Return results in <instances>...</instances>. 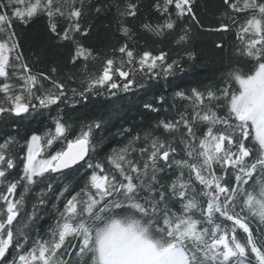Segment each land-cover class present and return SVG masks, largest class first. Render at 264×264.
Returning a JSON list of instances; mask_svg holds the SVG:
<instances>
[{"label": "snow or ice", "instance_id": "snow-or-ice-1", "mask_svg": "<svg viewBox=\"0 0 264 264\" xmlns=\"http://www.w3.org/2000/svg\"><path fill=\"white\" fill-rule=\"evenodd\" d=\"M92 7L115 8L125 40L110 52L76 39L89 35L81 21ZM153 9L143 32L175 33L173 48L192 61L195 24L230 37L237 62L218 85L175 91L187 102L182 111L98 158L104 116L75 129L59 106L170 84L185 71V55L137 47L127 24L139 14L137 0H0V122L16 125L0 140V264H264V0H221L218 22L207 26L196 0H155ZM39 17L74 45L75 72H36L26 62L15 24ZM215 47L224 51V40ZM37 115L50 123L26 131ZM52 197L55 218L46 235H33Z\"/></svg>", "mask_w": 264, "mask_h": 264}, {"label": "trees", "instance_id": "trees-1", "mask_svg": "<svg viewBox=\"0 0 264 264\" xmlns=\"http://www.w3.org/2000/svg\"><path fill=\"white\" fill-rule=\"evenodd\" d=\"M87 2L89 5L99 6L100 4H112L114 0H87ZM119 2L122 3L123 0H119ZM137 2L140 8L139 14L136 18L127 20L128 26L135 33L134 39L137 42V47L150 49L154 53L164 49L169 51L171 56H175L177 53L185 55L182 49L173 48L172 40L175 33L164 39H159L141 30L140 25L143 22L154 21L156 18L153 9L155 0H137ZM220 11H222L221 0H196V13L206 26L218 22L217 17ZM81 22L85 27L90 26L91 30L87 37L77 34L76 39L94 53L110 52L113 47L119 46L125 40L119 31L114 7L110 10L106 9L100 14H97L95 8L92 7L90 10H86ZM66 23L64 20L59 21L60 31L66 27ZM192 30V40L187 47L194 54L195 59L190 61L185 55V71L170 78V84L165 81L153 82V87L147 91L135 89V95L129 92L119 93L118 97L90 96L87 101L59 106L62 114L71 118L75 129L79 128L81 121L91 120L100 115L104 116L106 121L105 130L102 133L104 139L98 149V158H103L111 148L116 147L119 143L127 142L130 136H135L137 133L143 136V131L153 128L159 119L166 116L171 118L178 111H182L187 102L174 97L175 91L190 90L193 87L203 91L209 85H218L226 70L237 62L238 58L232 54L230 37L225 38L223 34L202 31L195 24L192 25ZM15 31L26 62L33 68V71L48 73L53 66L57 68L58 74L61 76L76 71L69 62L74 45L71 41H60L54 37L48 31L46 18H36L27 26L16 23ZM221 39L224 40V51L215 47V42ZM76 74L79 75L78 72ZM160 96H164L163 102L160 101ZM145 103L152 104L157 111L145 109ZM51 114L53 116L57 114L56 106L51 109ZM45 123H50L48 117L37 115L31 121L25 122V130H42ZM15 127L16 125L11 121L0 122V140L5 138L6 133L15 134ZM124 129H127L128 132L125 133ZM20 139L22 144L23 138ZM20 151V146H16L15 152L20 153ZM18 171L19 168L16 169V172ZM55 187L58 192L61 184H57ZM33 199L31 196L27 198L26 208L29 212L32 209ZM53 203H56L54 197L50 199L41 219L34 225L33 235H35V229H39L41 235H46V229L56 215L55 209L51 206Z\"/></svg>", "mask_w": 264, "mask_h": 264}]
</instances>
